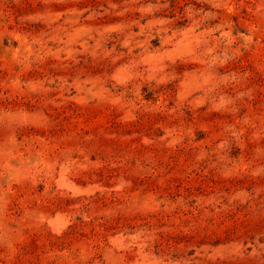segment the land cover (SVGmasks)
<instances>
[{"label":"rangeland","instance_id":"obj_1","mask_svg":"<svg viewBox=\"0 0 264 264\" xmlns=\"http://www.w3.org/2000/svg\"><path fill=\"white\" fill-rule=\"evenodd\" d=\"M0 264H264V0H0Z\"/></svg>","mask_w":264,"mask_h":264}]
</instances>
